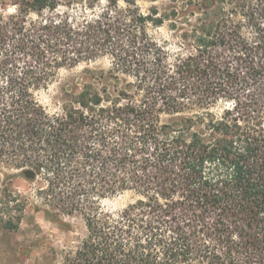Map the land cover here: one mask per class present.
Here are the masks:
<instances>
[{"label": "trees", "instance_id": "obj_1", "mask_svg": "<svg viewBox=\"0 0 264 264\" xmlns=\"http://www.w3.org/2000/svg\"><path fill=\"white\" fill-rule=\"evenodd\" d=\"M62 1L0 0V223L18 229L29 206L16 177L48 217L82 219L61 264H264V0L147 14L107 0L77 27L46 17ZM165 20L177 52L146 34ZM103 53L108 70L64 86L52 112L40 102L62 67Z\"/></svg>", "mask_w": 264, "mask_h": 264}, {"label": "rangeland", "instance_id": "obj_2", "mask_svg": "<svg viewBox=\"0 0 264 264\" xmlns=\"http://www.w3.org/2000/svg\"><path fill=\"white\" fill-rule=\"evenodd\" d=\"M66 1L63 0L52 13H46V17L54 18V20L62 19L77 27L85 21L95 19L104 8L110 7L107 0H94L91 5L88 4V1L72 4ZM136 3L142 14L149 13V9L153 7L161 13L169 9L173 0H137ZM118 9L124 11L131 7L119 2ZM14 12V5L8 4L5 7L6 14ZM35 16V14H31L30 18L33 19ZM183 20L180 21L183 22ZM178 30L179 27L171 26V20H165L162 25L148 23L145 28L149 37L172 52H177L180 49L177 43L182 41L180 38L182 32ZM253 30L254 28L247 27L246 24L243 32L248 38L253 39L255 36ZM111 60V56L103 53L93 61L80 62L70 68L62 67L47 90L38 93L40 102L50 112L54 111L58 107L57 100L64 86L75 87L80 82L89 80L91 73L108 70ZM3 179L5 180L4 176H2L1 182L4 181ZM12 183L15 189L28 197L29 206L19 222L18 229L9 230L0 223V264H61L64 254L74 250L85 237L86 229L82 219L68 216L54 219L48 217L43 211V207L40 206V201L34 197V189L30 183L16 177ZM130 200H132V194L123 193L106 199L103 201V205L115 210L123 207Z\"/></svg>", "mask_w": 264, "mask_h": 264}]
</instances>
